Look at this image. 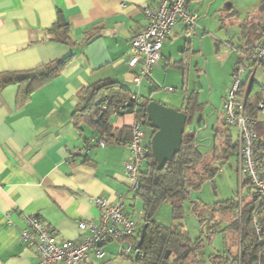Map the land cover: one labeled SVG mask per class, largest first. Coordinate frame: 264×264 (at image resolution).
<instances>
[{"label": "crops", "instance_id": "obj_1", "mask_svg": "<svg viewBox=\"0 0 264 264\" xmlns=\"http://www.w3.org/2000/svg\"><path fill=\"white\" fill-rule=\"evenodd\" d=\"M186 1L198 15L194 36L184 39L179 22L162 48L159 65L137 90L126 65L130 41L146 26L144 8L158 0H0V264H37L35 253L20 242L25 217H39L59 241L75 243L82 237L78 224L99 219L93 197L122 200L125 213L133 216L135 192L123 163L135 117L112 115L111 127L120 133L121 143L91 149L86 161L79 153L85 140L95 136L85 126L77 130L71 118L77 95L94 84L115 81L140 99L155 101L160 76L167 77L170 70L184 76L217 14L216 0ZM59 17L70 27L71 47L53 42L48 33ZM70 54L74 58L62 74L18 106L15 76ZM192 93L173 108L181 110ZM171 102L159 103L172 108ZM111 244L103 246L104 258ZM104 258L91 256L87 264H101Z\"/></svg>", "mask_w": 264, "mask_h": 264}, {"label": "trees", "instance_id": "obj_2", "mask_svg": "<svg viewBox=\"0 0 264 264\" xmlns=\"http://www.w3.org/2000/svg\"><path fill=\"white\" fill-rule=\"evenodd\" d=\"M254 28V32H257L259 23ZM48 33L53 37V42L68 47L73 46L69 37L70 27L61 17L48 30ZM262 38L264 37H259L255 41ZM254 46L249 45L240 50L247 51ZM73 58L74 56L70 54L54 65L42 66L33 71L16 75L13 84L19 90L18 106H23L37 89L58 78ZM130 94L131 92L118 82L106 80L83 89L77 95L78 106L71 119L77 130L85 126L93 132L94 143L86 147L88 151L100 146L121 143L120 133L113 132L111 127L112 112L102 111L101 104L105 99H110V106L115 107L117 104L129 100ZM150 101L151 99L144 98L140 99L138 104L136 118L142 122L145 129L148 128L145 108ZM201 106L196 101L195 93L184 98V106L179 111L183 112L188 119L182 137V145L178 154L161 171L156 170V164L150 156L149 144L145 146L148 155L140 175V185L134 197L135 200L139 198L142 203L143 221L140 226L137 224L135 238L142 256L135 261L130 260L132 264H161L167 251L170 252L168 259L170 264H200L201 262L197 258L203 248L204 240L210 244L212 238L219 232L218 226L221 221L218 216L222 218L233 211H238L237 197L239 195L214 204L212 207L204 206L207 209V215L193 214L200 225V236L193 242L182 225L170 229L153 220L158 207L164 202L173 204L174 217L180 219L183 215V208L175 205V202L181 204L189 201L195 191H199L206 181L215 176L218 170L215 163L222 164L228 161L229 156L236 152L235 142H232V138L224 132H216L212 158L210 163L206 162V155L199 150L200 145L196 138V132L192 129L187 130V127L191 126L195 114L202 110ZM219 141H221L220 147H218ZM79 156H81L80 153ZM87 156L82 155L84 161ZM198 167L201 169H197ZM244 187L248 188L242 196L240 215L237 214L228 226L236 237L237 254L233 256L216 252L209 257L211 264H264V198L253 194L248 183L243 186V190ZM197 206H199L198 203H193L192 213ZM256 228L259 229V232L256 231ZM143 229L144 233L139 244L140 233Z\"/></svg>", "mask_w": 264, "mask_h": 264}, {"label": "built area", "instance_id": "obj_3", "mask_svg": "<svg viewBox=\"0 0 264 264\" xmlns=\"http://www.w3.org/2000/svg\"><path fill=\"white\" fill-rule=\"evenodd\" d=\"M146 26L130 41L127 68L132 76V85L139 90L144 79L161 61V51L168 41L172 29L181 22L183 37L191 39L196 30L198 15L191 12L186 0H158L147 5L144 10ZM239 57L232 75V84L222 104L225 127L235 129L237 135L236 172L239 181V208L243 196V186L248 183L253 194L264 198V38L252 49L237 51ZM260 74L262 82L255 77ZM172 93L174 89H164ZM139 95L130 94V99L111 107V100L105 99L101 110L111 111L112 115L122 117L132 115L135 122L126 147L128 159L123 163V172L130 190L136 192L140 185V175L145 167L148 151L146 149V129L137 117ZM99 103L98 101L96 102ZM92 138L83 144L81 155H88ZM90 202L99 208L100 216L96 223L78 224L82 233L78 242L59 241L52 229L37 216L25 217V228L20 233V242L32 250L37 264H87L93 256L104 258L103 246L116 243L118 256L136 260L142 256L137 243V222L125 213L122 200L109 203L101 197H93ZM142 217V213L141 216ZM259 232V229L256 228ZM260 264V263H256Z\"/></svg>", "mask_w": 264, "mask_h": 264}, {"label": "rangeland", "instance_id": "obj_4", "mask_svg": "<svg viewBox=\"0 0 264 264\" xmlns=\"http://www.w3.org/2000/svg\"><path fill=\"white\" fill-rule=\"evenodd\" d=\"M261 2L262 0H216L215 12L217 14L209 25L208 35H206L209 38L202 42V49L194 56L191 66L186 64L184 67V76L181 72L170 70L171 73L169 71L167 77L162 75L157 80L160 92L157 97H154L156 102H167L169 99L172 100L170 105L180 104L183 95L193 91L196 94V101L202 105V110L195 114L187 130L192 129L196 132L200 145L199 150L206 155V162L211 161L216 132L229 135L233 143L237 141L235 129L224 125L222 104L232 84L231 74L239 57L237 51L249 45H256L263 40L262 38L252 43L249 40L250 33L254 32V27L258 25L256 17ZM177 73H179L178 76ZM255 79L258 82L263 81L259 73ZM168 88L174 89V92L169 93L162 90ZM179 108L173 109L179 110ZM146 134L147 145L150 142L152 131L146 128ZM220 143L221 141L218 142V147L221 146ZM215 164L218 169L215 176L206 181L199 191H195L189 201L181 204L175 202V205L183 208V215L180 219L174 217L173 204L164 202L158 207L153 220L170 229L182 225L190 240L195 241L200 236V225L193 214L205 216L208 212L204 206L212 207L214 204L235 198L240 192L236 172V155H230L228 161L222 164ZM197 169L200 170L201 167ZM247 188L244 187L243 194L247 192ZM241 201L240 204H242ZM193 203L199 205L194 213H192ZM141 209L142 203L138 198L135 200L132 216L136 222L140 220ZM236 215L237 211H233L222 218L218 216L221 221L218 226L219 232L212 238L210 244L204 240L203 248L197 258L200 264H211L209 257L216 252L233 256L237 254L235 234L228 228ZM105 252L106 256L101 264H132L130 260L118 256L116 243H112Z\"/></svg>", "mask_w": 264, "mask_h": 264}, {"label": "water", "instance_id": "obj_5", "mask_svg": "<svg viewBox=\"0 0 264 264\" xmlns=\"http://www.w3.org/2000/svg\"><path fill=\"white\" fill-rule=\"evenodd\" d=\"M257 12L264 13V0ZM145 110L148 128L152 131L150 156L156 164V170L161 171L180 151L188 118L183 112L153 100L146 105ZM143 233L144 229L140 233L139 244ZM169 256L170 252L167 251L161 264H170Z\"/></svg>", "mask_w": 264, "mask_h": 264}, {"label": "flooded vegetation", "instance_id": "obj_6", "mask_svg": "<svg viewBox=\"0 0 264 264\" xmlns=\"http://www.w3.org/2000/svg\"><path fill=\"white\" fill-rule=\"evenodd\" d=\"M259 23V30L257 32H252L249 35L250 42H255V40L259 37H264V13L258 14L256 17Z\"/></svg>", "mask_w": 264, "mask_h": 264}]
</instances>
